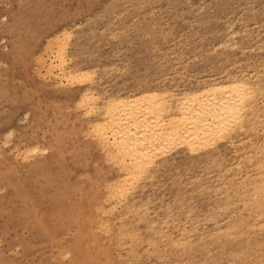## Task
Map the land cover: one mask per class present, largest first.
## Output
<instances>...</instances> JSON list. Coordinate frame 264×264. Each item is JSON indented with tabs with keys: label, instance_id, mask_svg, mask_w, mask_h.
Masks as SVG:
<instances>
[{
	"label": "rangeland",
	"instance_id": "rangeland-1",
	"mask_svg": "<svg viewBox=\"0 0 264 264\" xmlns=\"http://www.w3.org/2000/svg\"><path fill=\"white\" fill-rule=\"evenodd\" d=\"M12 21L15 30L6 32ZM60 28L73 29L67 55L78 68L96 71L95 90L105 92L103 97L170 88L175 82L187 89L239 71L264 83V0H0V264L66 261L59 250L73 229L62 219L91 209L87 186L101 181L107 167L82 136L80 119L73 118L81 113L72 105L79 92L66 83L53 86L42 70L37 73V56H48L43 46ZM258 101L264 103V96ZM258 132L260 143L264 133ZM13 146L23 149L26 160ZM29 146L44 151L31 153ZM166 156L171 167L146 185L152 203L146 205L143 197L139 209L161 214L167 204L181 213L192 205V222L211 231L212 221L204 215L216 197L189 190L195 175L215 181L216 167H203L179 147ZM239 213L247 215L240 207L236 219ZM225 223L222 219L221 226ZM141 224L132 223L147 233ZM255 232V253L244 264H264V233ZM237 247L231 242L220 253L210 246L213 263L233 264L227 261ZM142 260L158 264L151 255ZM166 264L176 263L168 258Z\"/></svg>",
	"mask_w": 264,
	"mask_h": 264
},
{
	"label": "bare ground",
	"instance_id": "bare-ground-1",
	"mask_svg": "<svg viewBox=\"0 0 264 264\" xmlns=\"http://www.w3.org/2000/svg\"><path fill=\"white\" fill-rule=\"evenodd\" d=\"M12 22L6 32L15 30ZM72 31L60 28L52 34L43 46L47 58L45 53L44 57L37 54L38 60L34 58L40 70L34 68L38 74L42 70L51 85L66 83L79 92L72 105L81 113H74L73 118L80 119L82 136L96 146L107 167L101 181L87 186V197L94 203L91 209L62 219L73 233L59 250L60 258L68 257L60 264H145L142 258L149 255L158 264H166L168 258L176 264H214L210 246L222 253L231 242L238 247L227 262H250L255 253L251 235L256 230L264 233V140H255L259 130L264 133V103L258 101L264 96V83L239 71L202 80L187 89H179L175 82L170 88L103 97L105 92L95 90L96 71L78 68L67 55ZM17 146H13L16 151ZM36 147L29 151H44ZM175 147L203 167L217 169L215 181L195 175L189 190L216 197L204 215L212 221L211 231L192 222V205L181 213L167 204L161 214L152 208L139 209L138 200L143 197L146 205L152 203L145 187L162 169L171 167L166 155ZM22 150L15 152L20 156ZM233 158L236 163H230ZM240 207L247 215L239 213L236 219L235 210ZM222 219L226 223L221 226ZM134 221L142 223L147 233L139 232Z\"/></svg>",
	"mask_w": 264,
	"mask_h": 264
}]
</instances>
